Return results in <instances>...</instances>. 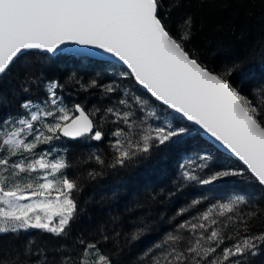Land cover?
I'll return each mask as SVG.
<instances>
[{"label": "snow or ice", "instance_id": "6c2138e0", "mask_svg": "<svg viewBox=\"0 0 264 264\" xmlns=\"http://www.w3.org/2000/svg\"><path fill=\"white\" fill-rule=\"evenodd\" d=\"M164 9V0H0V78L33 50L49 54L83 51L66 47L74 44L102 50L121 69L118 74L97 72L80 87L101 89V96L109 99V94L123 93L111 106L86 111L79 103L69 108L58 95L64 86L49 81L44 85V98L23 99L21 112L0 117V236L39 230L61 241L52 248L42 244L33 248V241L28 240L15 254H0V264H119L101 252L99 241L77 238L81 251H65L78 210L73 198L77 182L67 174L66 158L53 156L55 149L36 152L39 145H52L61 138L103 142L110 136L109 147L115 154L111 166L116 167L153 148L179 142L194 130L180 123L190 122L242 166L233 169L217 164L210 152L193 150L183 157L169 197L186 188H206L247 176L260 190L255 203L264 199V104L255 99L264 90V79L251 87L252 98L242 95L243 85L230 78L245 69L233 64L224 65L221 71L210 70L195 49L186 50L185 45L191 43L192 18L178 24L180 34L174 36L161 15ZM21 68L30 78L27 66ZM105 79L110 82L102 83ZM125 80L141 86L150 101L158 102V111L145 112L149 100L121 87ZM21 91L28 93L29 89L22 86ZM0 106H7L2 92ZM146 119L152 123L141 127ZM92 158L104 163L99 155ZM206 200L194 198L188 207L196 208ZM241 205L252 207L239 194L212 203L171 231H163L129 264H250L264 250V231L251 233L248 221L257 212L241 213ZM187 211L181 206L176 216ZM130 224L133 230L124 234L126 242H138L152 233L144 216ZM229 227L236 231L226 233ZM102 239L107 242L109 236ZM225 241L230 243L224 246Z\"/></svg>", "mask_w": 264, "mask_h": 264}, {"label": "trees", "instance_id": "16d2710c", "mask_svg": "<svg viewBox=\"0 0 264 264\" xmlns=\"http://www.w3.org/2000/svg\"><path fill=\"white\" fill-rule=\"evenodd\" d=\"M164 5L161 15L166 17L165 23L174 36L180 34L177 25L187 17L192 18L191 43L185 45L186 50L195 49L201 62L210 70L221 71L224 65L242 66L245 72L234 74L230 79L234 84L243 85L240 89L242 95L252 98L251 87L264 79V0H164ZM169 5H172L170 12L167 11ZM22 65L27 66L30 78L24 76ZM105 70L110 74L121 71L118 64L103 59L67 52L49 54L33 50L17 60L11 70L0 78V92L6 94L7 103V106H0V117L21 112L19 105L23 99L35 101L44 98V85L49 81H59L64 86L58 90V95L63 97L69 108L76 103L84 105L86 111L111 106L123 98V93L109 94V99L101 96V89L85 90L80 87L81 83H86L97 72ZM109 82L108 79L102 81ZM22 86L29 89L28 93H22ZM121 87H127L135 96L149 100V94L132 80L123 81ZM255 99L264 104V90L259 91ZM157 104L149 100V108L145 112L153 109L158 111ZM151 123V119H146L145 125L141 127ZM179 126H191L194 130L179 142L159 149L153 148L149 153H142L126 162L124 166H111L115 154L109 147L110 136L103 142L87 138H61L52 145L38 146L37 153L55 149L53 156H64L69 164L67 174L77 182L78 189L73 192V198L78 210L69 229L65 251H81L76 244L77 238H84L87 242L99 241L98 247L102 253L110 255L114 261L118 260L119 264H129L138 252L159 239L163 231H171L182 220L190 219L212 203L235 194L245 196L252 205L251 208L241 205V213L246 214L250 210L257 212L248 221L251 233L264 231V199L255 203L260 197V190L247 176L206 188H186L174 197H169V191L174 189L173 181L177 180V174L181 171L179 165L183 157L193 150L210 152L217 164L233 169L242 166L238 159L202 136L190 122H182ZM121 127L125 126L121 124ZM111 129L116 130L114 125ZM94 155L101 156L104 163L98 164L92 158ZM90 172L95 173V176H89ZM201 196L207 197L204 203L196 208L188 207L192 199ZM181 206L188 208V211L176 216ZM141 216L148 219L151 235L138 242H126L124 234L133 230L130 221ZM174 216L175 219H172ZM228 231L234 233L236 229L229 227L225 229L226 233ZM117 233L120 235L117 236ZM104 235L109 236L107 242L102 239ZM28 240L33 241V248L41 244L45 248H52L61 243L39 230H21L18 236H0V254H15ZM229 243L225 241L224 246ZM49 255L53 253L49 252ZM88 258L93 257L89 255ZM250 264H264V250L252 257Z\"/></svg>", "mask_w": 264, "mask_h": 264}, {"label": "water", "instance_id": "95a60500", "mask_svg": "<svg viewBox=\"0 0 264 264\" xmlns=\"http://www.w3.org/2000/svg\"><path fill=\"white\" fill-rule=\"evenodd\" d=\"M66 47L68 48H77V49H80V48H83V51L81 52H67V53H73V54H77V55H80V56H87V57H92V58H97V59H103V60H107V61H110V62H114V63H117L115 61L114 58H112L109 54L107 53H102V50H97V49H94V48H91V47H88V48H84V46H79V45H74V44H68L66 45ZM91 52H100L101 54L100 55H89V53ZM118 64V63H117ZM141 87V86H140ZM142 88V87H141ZM194 126V125H193ZM200 133L201 135H203L207 140H209L211 143H213L215 146H217L218 148H220L221 150H223L224 152H226L224 150V148L218 143L216 142L213 138H211L209 135L205 134L203 131L199 130L196 126H194ZM66 139H70V138H66ZM71 140H77V139H71ZM228 153V152H226ZM229 154V153H228ZM238 159V158H236ZM242 163V162H241Z\"/></svg>", "mask_w": 264, "mask_h": 264}]
</instances>
